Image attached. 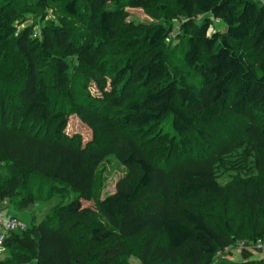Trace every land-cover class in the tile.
<instances>
[{"label": "trees", "instance_id": "obj_1", "mask_svg": "<svg viewBox=\"0 0 264 264\" xmlns=\"http://www.w3.org/2000/svg\"><path fill=\"white\" fill-rule=\"evenodd\" d=\"M156 1L38 0L43 8L50 2L59 3L61 14L88 33L51 21L43 25L36 45L29 43L34 34L31 28L12 35L28 67L18 110L55 128L47 141L7 127V121L0 126V204L8 200L15 210L23 211L59 194L73 192L76 196L52 207L33 228L9 233L8 254L0 264H132L133 256L141 264H240L218 256L243 242L237 233L245 225H239L237 233L231 222L219 229L215 214L205 212L199 201L204 196H225L248 206L252 213L247 224L253 215L258 220L260 212L264 214V132L254 125L243 128L251 144L249 152L222 151L212 158L176 165L154 163L155 142L145 147L137 136L116 139L113 154L128 172L116 192L97 203V211L86 202L93 198L95 174L103 157L77 150L61 139L68 118L56 113L53 100L55 93L69 96V60L77 59L96 70L98 55L94 53L98 51L92 34L108 43L118 41L121 11L126 7L148 10ZM172 1L178 12L194 23L182 63L197 73V93L181 87L175 79L162 48L169 31L164 25H155L141 39L124 41L136 56L121 57L108 66L107 76L114 86L111 91H106L100 79L92 78L106 100H131L117 109L116 104L107 107V101L94 100L81 83L88 99L107 108L106 113L117 110L115 124L120 130L138 133L171 116L172 129L179 136L192 133L199 119L206 122L222 113L236 115L264 107V0ZM13 2L7 0L5 6L13 8ZM5 12L0 21L14 13ZM215 20L225 25V32L214 31ZM4 49L0 42V53ZM119 86L118 94H112ZM87 117L97 127L110 125L106 115ZM35 176L54 183L45 197L26 186ZM19 190L27 194L20 196ZM142 235L137 251L129 244ZM260 239L264 240V226L247 242Z\"/></svg>", "mask_w": 264, "mask_h": 264}, {"label": "rangeland", "instance_id": "obj_2", "mask_svg": "<svg viewBox=\"0 0 264 264\" xmlns=\"http://www.w3.org/2000/svg\"><path fill=\"white\" fill-rule=\"evenodd\" d=\"M6 1L0 0V15L2 14V17L6 15L5 11H13L14 13L11 17L0 21V42L5 45L4 51L0 53V126L4 121H7V127L17 128L18 132L33 133L35 137L50 141L53 137L54 124H49L40 117H26L18 110L21 107L19 91L24 85L25 71L28 67L24 55L11 37L15 34V31H17L16 33H22L26 28H31L30 30L33 29L34 34L29 43L34 42V45H36L38 41L36 38L40 37L39 32L43 25L51 21L72 25L81 34L88 32L84 30L82 25L75 24L73 20L64 17L60 12L59 3L50 2L47 8H43L39 5L38 0H15L12 8L5 6ZM121 14L123 18L117 27L118 41L108 43L95 33L92 34L95 39L94 48L98 51L94 53L98 55V68L96 70L89 69L82 61L79 63L77 59H70V70L68 72L70 78L69 96L64 97L53 93L55 95H53L54 100L52 98L58 107L55 109L56 113H63L68 118L67 127L61 132V139L77 150H85L103 157L95 174L93 198L86 202L95 211H97L99 201L116 192L118 182L128 172L113 154L116 139L122 140L128 136H137L138 141H141L145 147L148 143L155 142L156 149L152 159L155 164L164 166L166 163L167 165H176L185 160L212 158L222 151L238 149L241 151L244 149L249 152L251 144L247 131H244L243 128L254 125L260 132H264V107L262 106L255 108L250 113H237L236 115L229 112L222 113L216 119L206 122L199 119L197 127L188 136H179L174 133L171 116L156 122L153 126L148 127V130L138 133L118 129L115 124L118 120L117 110H110L106 113L107 108H102L99 102L94 100L100 101L102 104L107 101L109 104H104L107 107L116 104L115 109H117L118 106L126 105L131 98L125 101L119 98L117 103L111 102L110 99L106 100L104 93L100 91L92 78L100 79L106 91H111L114 86L107 76L108 66L121 57H134L135 54H132L127 48V42L141 39L148 29H152L155 25H164L169 31V36L164 41L162 48L167 53L168 63L171 65L174 77L179 85L197 93L200 83L197 73H194L182 63V52L187 50L186 40L194 30V23L178 12L172 0H157L148 10L126 7L121 11ZM201 20L202 15L198 17V23H201ZM213 29L223 33L226 27L222 22L215 20L213 21ZM125 40L127 42H124ZM34 50H37V48L35 47ZM81 83H85L86 86ZM84 86L90 91L94 100L88 99L87 92H84L86 89ZM119 88L120 86L116 89V93L115 89L111 93L118 94ZM136 98L140 99V96ZM87 115H99L102 118L106 115V118L110 120V125L105 128L92 125L88 121ZM16 120H18L17 123ZM21 128L24 129L21 130ZM152 135L155 138L148 142V138ZM227 180H229L228 176L225 178V181ZM32 181L31 184L26 186H29L34 194H41L42 197H45L49 193L50 186L54 185L44 177L35 176ZM57 187L63 186L59 185ZM62 191L57 190L56 192ZM26 194V191L19 190L20 196ZM75 196L76 194L73 192L64 195L59 194L50 202L36 203L21 212L16 211L8 200H4L0 204V210L7 218L12 216L21 218L31 229L44 219L52 207H56L61 203L66 204ZM199 203L205 212L215 214L216 219L214 221L221 230L225 229V223L231 222L234 225V232L237 233V227L244 224L242 232L237 233V237L243 243L252 244L247 241L256 235L258 231H261L262 226H264V214L260 212L258 220L255 219L256 214L253 215L254 219L248 221L247 224L248 215L252 211L248 206H241L228 197L204 196L200 198ZM42 207H45V210L38 216L37 213ZM33 213H36L34 218ZM143 239L144 235L136 238L129 245H135L132 248L139 251ZM248 249L256 253V256L244 257L241 253L242 258L236 262L232 260L233 263L264 264V253H262L264 250L259 251L253 248H246L245 250ZM259 253H261V256L258 255ZM7 254L0 256V262L5 260ZM253 256L255 258H252ZM218 258L219 260L231 261L226 257V254H220ZM130 262L141 264L140 259L135 256L130 258ZM215 264H220V262Z\"/></svg>", "mask_w": 264, "mask_h": 264}, {"label": "built area", "instance_id": "obj_3", "mask_svg": "<svg viewBox=\"0 0 264 264\" xmlns=\"http://www.w3.org/2000/svg\"><path fill=\"white\" fill-rule=\"evenodd\" d=\"M28 229V224L19 217L12 216L7 218L0 210V256H4L7 253L6 241L9 233L12 232H24ZM253 248L255 250H264V240L260 239L255 243L246 244L239 243L236 248H226L223 253H229L233 249Z\"/></svg>", "mask_w": 264, "mask_h": 264}, {"label": "crops", "instance_id": "obj_4", "mask_svg": "<svg viewBox=\"0 0 264 264\" xmlns=\"http://www.w3.org/2000/svg\"><path fill=\"white\" fill-rule=\"evenodd\" d=\"M25 210V209H24ZM23 210V211H24ZM45 210V207H42V208H40V210L38 211V213H37V215L39 216L40 214H42L43 213V211ZM17 211V210H16ZM18 212H21V211H18ZM36 216V213H33V217H35ZM241 253H242V255H244V257H248V256H251V255H254V256H256L255 254L256 253H254L252 250H250V249H248V250H243V249H233V250H231L229 253H226V257L228 258V259H230L231 261L233 260V261H239L241 258H242V255H241ZM262 253H264V251L262 252ZM259 256H261V253H259L258 254ZM252 257V258H255V257Z\"/></svg>", "mask_w": 264, "mask_h": 264}]
</instances>
